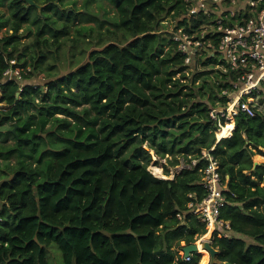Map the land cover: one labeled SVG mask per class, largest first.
Returning a JSON list of instances; mask_svg holds the SVG:
<instances>
[{
	"label": "trees",
	"instance_id": "trees-1",
	"mask_svg": "<svg viewBox=\"0 0 264 264\" xmlns=\"http://www.w3.org/2000/svg\"><path fill=\"white\" fill-rule=\"evenodd\" d=\"M5 1L9 19L0 29L8 25L10 33L0 36V77L8 60L25 53L19 32L30 22L38 25L37 50L28 66L40 71L46 27L58 47L68 26H53L78 12L61 10L63 0H33L45 5L40 12L23 0ZM111 2L119 39L109 31L114 41L59 79L25 80L20 92L17 82L2 86L0 127L12 123L5 128L12 141L0 140V264H51V245L60 264H208L203 252L189 262L182 258L193 236L207 231L188 208L205 196L198 168L164 180L147 167L150 151L160 158L198 157L211 148L227 179L220 218L230 225L228 237L213 235L216 264H264V163L253 160L264 148V113H240L220 139L209 110L215 101L225 104L219 95L227 83L205 70L192 71L186 83L172 33L161 25L168 18L190 31L202 17L191 16L188 25L184 0Z\"/></svg>",
	"mask_w": 264,
	"mask_h": 264
},
{
	"label": "built area",
	"instance_id": "built-area-1",
	"mask_svg": "<svg viewBox=\"0 0 264 264\" xmlns=\"http://www.w3.org/2000/svg\"><path fill=\"white\" fill-rule=\"evenodd\" d=\"M184 2L188 25H191V16L202 17L203 22L190 31L175 26L170 31L183 65L190 71L208 70L212 75H219L218 82L227 83V87L220 88L219 95L227 100L225 104L215 101L209 110L210 119L221 129L230 121L235 125L234 120L240 113L254 117L258 111V88L264 84V0ZM207 62L210 63L207 65ZM16 64V60H8V67L0 77V98L4 84L17 82L20 92L25 76L31 73L29 67L21 68ZM212 150H204L198 157L180 156L176 169L179 174L198 168L205 196L198 204L189 202L188 208L211 231L213 240L214 234L217 238L228 237L230 225L220 218V209L226 203L223 192L227 179L221 177ZM202 161L204 164L198 167ZM177 218L181 220L182 216L177 214ZM204 241L209 240H200V243ZM195 254L184 256L182 253V258L189 262Z\"/></svg>",
	"mask_w": 264,
	"mask_h": 264
},
{
	"label": "rangeland",
	"instance_id": "rangeland-1",
	"mask_svg": "<svg viewBox=\"0 0 264 264\" xmlns=\"http://www.w3.org/2000/svg\"><path fill=\"white\" fill-rule=\"evenodd\" d=\"M62 2H56L60 9L64 11L74 10V12H78L77 18L75 20H73V17L68 20L63 18L57 19V23L60 25L57 24L56 26H53L56 29L61 30V24L63 23H66L68 26L67 34L62 33L58 36V47L56 44H53L54 38L49 32L48 26L46 27V31L42 39H48V45L45 47L43 44H40V48L38 49L39 51L45 53L46 56L43 63L41 64V70L27 75L26 82L30 84L42 85L47 81V79H59L61 76H64L69 71L75 69L77 66L85 63L88 60V55L91 50L95 48H101L107 42L115 40L113 36L108 34L109 31L116 32V39H119V31L117 27H115V21L117 19L116 9L114 3L111 2V0H63ZM44 6L45 5H42L40 9L36 8V10L40 12ZM9 11L10 10L6 4V1L3 0V3L0 6V24L3 22V20L8 21ZM45 13L50 17V19L56 18L51 10H46ZM33 16L34 11L31 12V17ZM161 25L165 26L164 28L170 32L175 23L168 21V18H166L161 22ZM37 27L38 25L30 22L25 24L23 29L19 32L20 36L22 37L20 40L19 50L21 51L24 48L26 51L24 54H19L20 59L17 60V63L24 64V62H26V66H28L31 60L30 56L35 55L37 49H35L33 46V41L36 38ZM78 31H80L81 34H79ZM6 33H10L8 31V25H6L5 28L0 29V36H4ZM73 39L77 40L73 41ZM185 72L187 73L186 75L188 78L186 83L190 85L189 80L191 79L192 71L187 68ZM201 82L202 79L199 78L195 84L197 85ZM45 90L46 87L43 86V91ZM257 95V109L258 111L264 113V84L259 86ZM0 107L3 109L6 108L3 103H0ZM11 124L12 123L9 122L0 127V131L2 132L0 133V140H6L9 142L12 141L11 136L5 133V128H8ZM147 147L148 142L146 141L143 144V148L148 149ZM149 153L151 154V162L149 163L147 170L152 174V176L164 180H173L178 173L176 166H173L172 163L174 159H178L180 155H166L164 158H160L155 156L153 151H150ZM253 160L254 163L256 162L257 164L264 163V148L260 149V153L256 154L253 157ZM154 167L161 168V176L154 174ZM206 233H208V230ZM200 237L194 235V243H197ZM210 238L208 240L212 244V239ZM48 254L51 264L61 263V256L55 245H51L48 248ZM204 254L209 260L208 252ZM200 259L201 255L199 256V260Z\"/></svg>",
	"mask_w": 264,
	"mask_h": 264
},
{
	"label": "water",
	"instance_id": "water-1",
	"mask_svg": "<svg viewBox=\"0 0 264 264\" xmlns=\"http://www.w3.org/2000/svg\"><path fill=\"white\" fill-rule=\"evenodd\" d=\"M23 1L26 2L29 6H33V7L38 8V9H40L42 6V5L34 2L33 0H23ZM16 126L17 125L14 124L13 132H15ZM254 164L257 165L256 162ZM201 246H202V249H204L205 251L208 252V255H209L208 264H216L217 263L216 256L219 254V251L217 249H215L209 241L202 242ZM182 253L184 256H188L190 254H195V253L199 254L197 252V244L191 243V244L184 246L182 248ZM225 264H229V263H225Z\"/></svg>",
	"mask_w": 264,
	"mask_h": 264
},
{
	"label": "bare ground",
	"instance_id": "bare-ground-1",
	"mask_svg": "<svg viewBox=\"0 0 264 264\" xmlns=\"http://www.w3.org/2000/svg\"><path fill=\"white\" fill-rule=\"evenodd\" d=\"M226 137V132H225V129L224 127L222 126L221 128V136H220V139H223ZM153 172L154 174L158 175V176H161V168H158V167H154L153 168ZM211 231H208V233H205L204 235H202L201 239L200 240H208L210 238V233ZM200 240L197 242V252H203V253H207L204 249H202V246H201V243H200ZM201 250V251H200ZM209 261V260H208Z\"/></svg>",
	"mask_w": 264,
	"mask_h": 264
}]
</instances>
